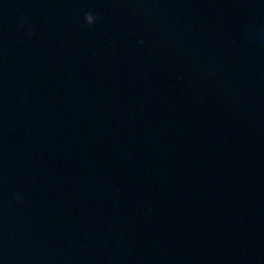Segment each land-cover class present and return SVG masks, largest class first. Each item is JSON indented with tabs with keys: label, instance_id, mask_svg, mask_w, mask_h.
Listing matches in <instances>:
<instances>
[{
	"label": "water",
	"instance_id": "95a60500",
	"mask_svg": "<svg viewBox=\"0 0 264 264\" xmlns=\"http://www.w3.org/2000/svg\"><path fill=\"white\" fill-rule=\"evenodd\" d=\"M0 264H264V0H0Z\"/></svg>",
	"mask_w": 264,
	"mask_h": 264
},
{
	"label": "clouds",
	"instance_id": "9594fccd",
	"mask_svg": "<svg viewBox=\"0 0 264 264\" xmlns=\"http://www.w3.org/2000/svg\"><path fill=\"white\" fill-rule=\"evenodd\" d=\"M96 17H94L91 13L85 14V21L89 27L93 26L95 23ZM34 34V33H33Z\"/></svg>",
	"mask_w": 264,
	"mask_h": 264
}]
</instances>
